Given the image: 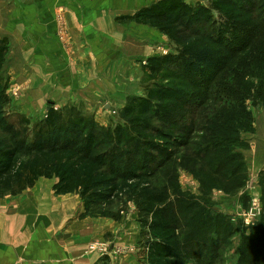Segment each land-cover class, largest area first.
Returning a JSON list of instances; mask_svg holds the SVG:
<instances>
[{
    "label": "trees",
    "instance_id": "1",
    "mask_svg": "<svg viewBox=\"0 0 264 264\" xmlns=\"http://www.w3.org/2000/svg\"><path fill=\"white\" fill-rule=\"evenodd\" d=\"M216 1L226 18L215 28L205 11L192 12L181 0L160 1L127 18L157 28L177 44L178 56L150 59V69L158 76L176 66L175 82L198 85L204 91L198 105L201 118L186 120L182 107L187 98L183 101L163 88L159 94L148 91L139 113L148 114L152 101L165 104L160 119L157 112L152 114L167 133L149 126L97 129L80 117L61 125L48 115L31 139L25 129L0 138V197L17 196L40 178H56L55 194H77L86 209L126 199L134 203L139 221H149L145 220L149 264H220L219 253L236 230L227 217L216 213L213 218L200 201L180 192L175 176L189 161L201 164L203 178L212 184L232 185L234 193L244 188L242 156L233 148L250 126L226 112L248 115V100L264 106V0L245 7L237 0ZM183 32L188 34L185 38ZM6 52L7 41L0 40V59ZM211 103L222 107L220 112L215 106V120L201 114L214 110L207 105ZM175 109H180L178 118ZM11 130L0 118V132ZM147 132L158 142L143 138ZM202 184L211 186L203 180ZM206 250L211 254L204 257ZM239 264H264V219L241 243Z\"/></svg>",
    "mask_w": 264,
    "mask_h": 264
},
{
    "label": "rangeland",
    "instance_id": "2",
    "mask_svg": "<svg viewBox=\"0 0 264 264\" xmlns=\"http://www.w3.org/2000/svg\"><path fill=\"white\" fill-rule=\"evenodd\" d=\"M133 1L137 5H142V0ZM148 1L149 0H146L145 5H148ZM160 1L163 0H151V6ZM181 1L186 4L192 12L205 11L210 18V22H215L211 25L213 28H215L218 23L222 24L221 20H225L226 18L224 14H221L219 5L221 2L219 1H216V3L215 0ZM237 1L239 4H243L244 7L247 6L250 1L256 4L260 2V0ZM130 2L131 0H102L101 7L105 12L101 14L110 16L107 10L110 11L112 9L121 8L123 4H129ZM61 11L63 12V10ZM137 12L138 11H135L128 15L123 12L116 15L115 12L113 16V26L110 28L108 24H106V26L104 24L103 28L106 33L113 35L112 42L106 41V36L102 38L103 41H106L105 44H108V46L104 47V52H97L96 58L98 61H96V63L93 58L89 59L91 63L97 65L95 71H93L94 69L91 67L85 69L86 80L89 83L87 84L86 81V84L74 86L69 82L67 86L69 89L68 91L73 87L77 89L76 93H70L69 96L75 99L61 101V103H63L61 107H57L59 104L56 105L57 103L52 99L48 101L45 91L43 100H37V104H35V102H27L28 107L26 108L21 105L22 102H19L20 106L23 107L26 112H21L17 109L15 106L18 98H20L21 94L23 95L24 91H26L29 86L9 84L10 80L7 76L10 74V70H7V73L5 72V63L6 66H8L6 62L7 55L11 59H15V55L10 57L11 54L6 52L7 55L5 54V57L0 59V118L5 122V125L12 127V133L2 134V132H0V138L9 139L14 133L18 131L22 132L25 129V131L30 132L29 138L31 139L35 132V128L41 126V122L46 120L48 115L53 116L56 123L61 125L65 124L69 118L76 119L80 117L86 124L97 129H111L112 131L114 128H137V130H141V126H149V129L154 128L158 129V131L167 133L169 129L163 127V124L156 119L162 117L164 108L166 107L165 104L161 105L152 101L148 114L140 115L139 113L144 110L142 106L144 104L143 102L147 99L148 91L159 94L161 88L169 90L168 92L171 93H178V97L183 101L184 98H187L183 103L185 107H182L183 113H185L184 115L188 116L186 120L190 118L192 120L201 118L198 105L203 102L202 94L204 91L201 92L198 85L195 84L194 86L193 83L186 81H181V83H177L178 81L175 82L174 79L179 76V69L176 66L168 68L166 72L158 73V76H155L151 72V66L149 64L150 59L164 56L176 57L179 55L180 49L177 48L178 46L172 38L160 32L157 28L138 24L133 20L127 19ZM223 16L225 18H223ZM57 22H59L60 25V31H57V36L64 41L68 48L69 43L67 40H69V38L61 16H59ZM187 35L186 32H183L182 38H185ZM7 51H9V49H7ZM25 66L27 69H25L24 74L29 68L26 64ZM58 70H61V68ZM63 76L64 79L68 81L72 80L73 70L67 68ZM93 80L99 81V84L93 85ZM56 87H58V85H56ZM53 88L52 86L50 89L52 92ZM40 105H42V108L38 110L37 107ZM207 105H211V108L214 110L201 112V114H203L204 117L215 120V115L217 113L215 106L220 112L222 107L214 103ZM244 105L246 108L245 112H248V115L243 116L239 112L238 114L226 112L229 115L237 116L238 120L240 119L246 123V126H250L246 132L242 131L239 134V143L233 148L234 152L242 156L245 171L244 188L234 193V191L231 192L232 185L221 187L217 184H212L207 179L203 178L205 170L203 171L201 164H194L189 161H186L182 168L178 169L175 176V181L177 182L180 192L187 195L188 198L197 200L198 202L200 201L206 210L209 209L212 212L213 218L216 213L227 217L231 227L236 230L230 234L229 238L226 240V245L219 253L220 264H239V249L241 243L251 238L252 231L259 226L261 219H264V106L249 100L246 101ZM152 112H157L156 118L153 117L154 113L152 114ZM172 112L177 118L181 115L180 109H175ZM190 113L192 114L191 117ZM25 120L28 123L27 125L23 124ZM200 123L204 124L206 121H200ZM144 135L145 136H142L141 134L143 138L147 137L149 140H155L154 142L156 143L158 142L153 133L147 132L144 133ZM141 136L137 138L138 141L142 139ZM202 180L208 184L211 183V186L204 187ZM250 183L257 189V195L253 197L260 202V213L254 221L253 226H246L243 219H245V212L250 209L252 204V196H250L252 193L249 191V187H247V184ZM81 202L84 208L83 213L80 215L82 220H109L113 223H117L121 228H124L121 230V233L126 232L127 223H129L132 228L134 225L136 230H140L137 238L128 241L130 244L123 243L122 241L115 243L113 238L112 240L105 238V241L88 243L86 248V253L88 255L94 253L104 258L108 257L111 252H115L118 257L123 258L125 252L131 251L138 255V264H149L147 260L148 249L145 245V241L148 239L145 222L147 221L149 223V221L146 218H143L144 223L143 221H139L136 207L132 201L122 199L115 201L106 208H102L99 205H89L88 209H86L82 200ZM210 238L213 237L211 236ZM204 245L207 246V244ZM143 253H145L144 256L141 255ZM210 254L208 250L202 253L204 257ZM186 264L193 263L188 262Z\"/></svg>",
    "mask_w": 264,
    "mask_h": 264
},
{
    "label": "crops",
    "instance_id": "3",
    "mask_svg": "<svg viewBox=\"0 0 264 264\" xmlns=\"http://www.w3.org/2000/svg\"><path fill=\"white\" fill-rule=\"evenodd\" d=\"M101 1L0 0V40L7 41L10 57L15 55L11 59L6 54L9 84L29 86L15 106L21 112L26 110L19 102L26 108L27 102L37 104V100H43L45 91L48 101L52 99L59 104L57 107L62 106L63 100L75 99L69 96L77 89L68 91L69 82L74 86L86 84L85 69H97V52H104L108 46L105 42L113 40V35L104 30V24L113 26L115 12L128 15L152 4L149 0L145 5L146 0H142V5H137L131 0L121 8L107 10L110 16H105L101 14L105 12ZM59 16L67 30L68 48L57 36ZM104 36L106 41L102 39ZM25 64L29 68L24 74ZM67 68L73 70L70 81L63 76ZM96 84L99 81L93 80V85ZM37 108L41 109L42 105ZM56 182V179L40 178L32 188L17 196L0 197V264H138V255L131 251L125 252L123 258L115 252L104 258L94 253L88 255V243L113 238L115 243L130 244L128 241L137 238L140 230L127 223L126 232L121 233L124 228L112 221L82 220L84 208L80 197L55 194Z\"/></svg>",
    "mask_w": 264,
    "mask_h": 264
},
{
    "label": "built area",
    "instance_id": "4",
    "mask_svg": "<svg viewBox=\"0 0 264 264\" xmlns=\"http://www.w3.org/2000/svg\"><path fill=\"white\" fill-rule=\"evenodd\" d=\"M247 187H249V191L252 193V204L249 210L245 212V219L244 223L246 226H253L254 221L257 219L259 213H260V202L253 196L257 195L256 194V187H253V184H247Z\"/></svg>",
    "mask_w": 264,
    "mask_h": 264
}]
</instances>
